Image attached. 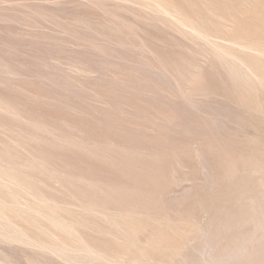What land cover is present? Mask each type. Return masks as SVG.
<instances>
[{
	"label": "rangeland",
	"instance_id": "374dc122",
	"mask_svg": "<svg viewBox=\"0 0 264 264\" xmlns=\"http://www.w3.org/2000/svg\"><path fill=\"white\" fill-rule=\"evenodd\" d=\"M263 82L264 0H0V264H168L264 176Z\"/></svg>",
	"mask_w": 264,
	"mask_h": 264
},
{
	"label": "bare ground",
	"instance_id": "6f19581e",
	"mask_svg": "<svg viewBox=\"0 0 264 264\" xmlns=\"http://www.w3.org/2000/svg\"><path fill=\"white\" fill-rule=\"evenodd\" d=\"M223 18L221 17V19ZM198 229V242L189 244L188 248L171 256L168 264H264V176L260 177L254 191L239 201L237 212L234 215L229 217L226 215L223 219L215 222L211 220L198 226Z\"/></svg>",
	"mask_w": 264,
	"mask_h": 264
}]
</instances>
